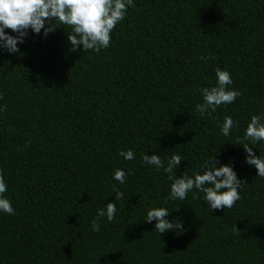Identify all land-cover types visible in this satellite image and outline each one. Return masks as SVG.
<instances>
[{"label":"trees","instance_id":"1","mask_svg":"<svg viewBox=\"0 0 264 264\" xmlns=\"http://www.w3.org/2000/svg\"><path fill=\"white\" fill-rule=\"evenodd\" d=\"M133 3L100 52L70 51L67 25L0 50V173L15 211L0 213V264H264V178L243 149L258 156L264 141L242 140L250 116L264 114V0ZM216 67L240 95L201 116L198 89L215 84ZM226 115L238 122L228 137ZM128 149L135 159L118 155ZM142 153L179 154L176 176L215 155L242 179L240 199L211 210L193 190L165 204L167 174ZM108 202L114 219L93 231ZM153 206L184 231L158 233L144 221Z\"/></svg>","mask_w":264,"mask_h":264},{"label":"clouds","instance_id":"2","mask_svg":"<svg viewBox=\"0 0 264 264\" xmlns=\"http://www.w3.org/2000/svg\"><path fill=\"white\" fill-rule=\"evenodd\" d=\"M130 7H134L133 0H0V50L9 54L16 53L19 50L18 45L24 42L29 31L47 37L56 28L67 25L70 29L67 31L70 51L100 52L109 46L112 30L125 18ZM6 29L11 30L14 35L9 34ZM214 73L215 84L198 89L202 102L196 103L194 110L201 116L216 112L221 105L233 103L240 95L238 89L230 87L232 79L226 69L216 67ZM234 125L238 127V122L226 115L219 122V132L228 137ZM242 140L251 141L253 145L264 141V114L250 116ZM243 149L246 154L245 164L254 167L256 177L264 178V153L257 156L248 143L243 144ZM118 155L125 160L135 159V153L131 149L121 150ZM214 157L215 155L205 159L191 176L183 172L180 176L175 175L174 170L182 161L179 154L172 153L161 158L156 153H142L140 158L144 164L154 166L157 171L167 174L170 185L167 197L163 198L165 204L168 201L184 200L189 192L195 190L193 196L202 193V200L211 210L231 208L240 199L239 190L243 181L231 164H219ZM112 178L123 184L126 173L117 168ZM7 191L4 176L0 173V213L14 215L11 201L4 195ZM114 192L117 202L124 198L122 191L114 189ZM116 211L117 207L111 202L99 207L96 217L91 221L92 230L99 231L100 217L111 222ZM169 213L165 206H153L146 210L144 221L154 222V229L158 233L184 231L183 221L178 217L169 219Z\"/></svg>","mask_w":264,"mask_h":264}]
</instances>
